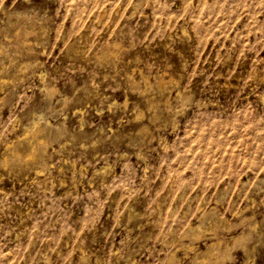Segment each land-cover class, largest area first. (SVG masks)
<instances>
[{
	"label": "rangeland",
	"instance_id": "1",
	"mask_svg": "<svg viewBox=\"0 0 264 264\" xmlns=\"http://www.w3.org/2000/svg\"><path fill=\"white\" fill-rule=\"evenodd\" d=\"M0 264H264V0H0Z\"/></svg>",
	"mask_w": 264,
	"mask_h": 264
},
{
	"label": "bare ground",
	"instance_id": "2",
	"mask_svg": "<svg viewBox=\"0 0 264 264\" xmlns=\"http://www.w3.org/2000/svg\"><path fill=\"white\" fill-rule=\"evenodd\" d=\"M162 81V80H161ZM37 136V135H36ZM45 137V136H44ZM31 143V142H30ZM34 148V147H33ZM16 151H18V150H16ZM27 162V161H26ZM208 212V211H207ZM199 225V224H198ZM197 226V225H196ZM189 229V228H188ZM219 243V242H218ZM210 248V247H209ZM194 256V255H193Z\"/></svg>",
	"mask_w": 264,
	"mask_h": 264
}]
</instances>
